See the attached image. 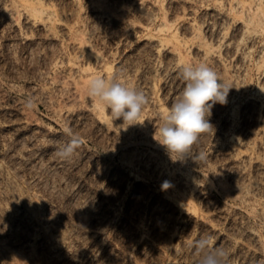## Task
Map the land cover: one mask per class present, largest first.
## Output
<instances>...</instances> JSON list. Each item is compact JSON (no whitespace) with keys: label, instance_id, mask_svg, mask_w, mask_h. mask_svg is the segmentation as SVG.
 <instances>
[{"label":"rangeland","instance_id":"obj_1","mask_svg":"<svg viewBox=\"0 0 264 264\" xmlns=\"http://www.w3.org/2000/svg\"><path fill=\"white\" fill-rule=\"evenodd\" d=\"M199 63L227 104L173 160L154 133ZM97 75L146 93L141 124L88 96ZM201 236L264 264V0H0V264H197Z\"/></svg>","mask_w":264,"mask_h":264},{"label":"clouds","instance_id":"obj_2","mask_svg":"<svg viewBox=\"0 0 264 264\" xmlns=\"http://www.w3.org/2000/svg\"><path fill=\"white\" fill-rule=\"evenodd\" d=\"M185 82L179 97L161 115L154 139L164 146L173 160L193 156L192 146L200 134L213 129L209 123L215 104L226 105L231 86L220 81L217 72L206 63L185 64L179 68ZM87 94L110 110L111 118L123 121V128L141 124L140 118L149 98L143 90L128 86L118 76L107 79L97 75L89 80ZM32 98L25 100L24 107L33 110ZM67 142L56 147L54 155L61 161H71L84 139L71 127L64 128ZM194 159H196L193 156ZM168 187V182L162 184ZM193 247L198 255L197 264H228L229 253L223 246H213L211 236H201Z\"/></svg>","mask_w":264,"mask_h":264},{"label":"bare ground","instance_id":"obj_3","mask_svg":"<svg viewBox=\"0 0 264 264\" xmlns=\"http://www.w3.org/2000/svg\"><path fill=\"white\" fill-rule=\"evenodd\" d=\"M39 10H41L42 12H45V11H46L45 8H44L43 6L40 7Z\"/></svg>","mask_w":264,"mask_h":264}]
</instances>
